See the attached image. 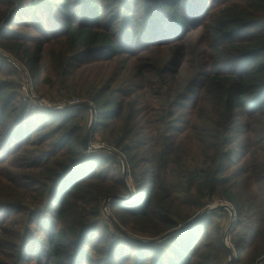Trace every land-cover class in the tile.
<instances>
[{"label":"trees","instance_id":"trees-1","mask_svg":"<svg viewBox=\"0 0 264 264\" xmlns=\"http://www.w3.org/2000/svg\"><path fill=\"white\" fill-rule=\"evenodd\" d=\"M1 52L29 74L39 99L90 104L89 143L105 134L101 143L119 156L82 149L89 108L51 111L23 98L21 71ZM86 59H119L122 72L90 80ZM128 59L136 82L119 79ZM140 99L151 106L145 118ZM247 116L252 124L241 122ZM130 193L103 217L107 198ZM214 201L233 206L237 262L256 264L264 256V0H0L2 258L191 264L205 248L225 258L217 225L207 247L197 240L223 210L159 242Z\"/></svg>","mask_w":264,"mask_h":264},{"label":"rangeland","instance_id":"rangeland-1","mask_svg":"<svg viewBox=\"0 0 264 264\" xmlns=\"http://www.w3.org/2000/svg\"><path fill=\"white\" fill-rule=\"evenodd\" d=\"M10 30H13V32H15L14 30H17V29L13 28V29H10ZM29 30H31V29H29ZM33 30H35V29H33ZM18 34H23L24 36H31L32 38H36V36L39 37V35H34V33H31L29 31H24V29H18ZM3 55H5L8 58V60L12 62L13 65H15L17 68H19V63H17L16 61H13L12 60L13 57H11L9 54H3ZM119 62H121V61H119V59H118V60H114V61H112L110 63L95 64V63H93L92 60L86 59V61H84L82 64H83V68L84 69H88L89 70L88 74L89 73L91 74L90 80H92L93 77H94V74H104V76H105V75H109L113 70L116 71L117 74H121L122 71H121ZM133 62H134L133 59H128V62H127L128 71H126L122 75V77L119 78L123 82H126V81L136 82L133 79V76H132V71H133L132 64H133ZM142 63H144V62H142ZM142 63H140V64H142ZM89 65H93V66L89 67ZM220 68L224 69L225 67L224 66H220ZM48 72H51L50 69L47 71V74H49ZM17 75H18V78H19L18 84L20 85V88H21L20 89L21 96L23 98H28L27 94L29 93V95L31 96L30 92L29 91H25L22 88H23V85H24V83L26 81V78L28 77L29 74L27 75V72L25 70H22V73L19 72V73H17ZM119 85H122V84H119ZM119 85H117V84L114 85V87H113L114 90H117L116 88H119L120 87ZM122 86H125V85H122ZM44 90H46V88H44L43 91ZM115 92H118V91H115ZM31 93L33 94L35 99H38L39 101H41V104L43 106L40 107L38 105L37 101L34 100V99L33 100L29 99L30 102H32L34 106H37V107H40V108H44V107L45 108H49V109L50 108H60V107H64V106H69V104H70V103L53 104V103L49 102L48 99H39L38 98L39 94H37L35 92V88H33V87L31 88ZM78 100L81 101L80 98L73 97V99L71 101L76 102ZM80 101H78V102H80ZM137 106H138L137 108H138L139 112H143L142 116H144V118H145L146 114H147V112H148V110L150 109L151 106L149 104H147L143 99H140L138 101ZM154 108H159L157 103H155ZM91 116L92 115H91V112H90L88 120H86V118L84 119L85 123H83V126H84V129H85L86 132H87L88 128L94 122V119L92 120ZM93 118H94V113H93ZM243 121H247L248 123L252 124V118L250 116H247L246 119L241 118V122H243ZM253 128H257V127L254 126ZM103 136L107 137L105 134H102V135L101 134H95L94 135V141L92 140V142H90L91 147L103 148V149H99V150H104V149L106 151L111 150V152H113L114 154L119 156V154L115 150L110 149V148L106 147L104 144L101 143V139L103 138ZM244 138L245 137H242V136L239 137V141H238V145H237L238 149H240L241 147L244 146V143H243L244 142ZM249 138H251L252 141L256 140L255 137L252 136V135H249ZM95 151H98V150H93L92 152H95ZM241 165H242V163L239 164V166H241ZM120 170L122 172V165H121L120 169L119 168L117 169L118 172H120ZM127 174H128V169H127ZM126 179L127 178H125V180ZM128 181L130 182L129 178H128ZM221 203L222 202H220V201H214L212 204L207 206V208L203 212H207L214 205H216V204L220 205ZM223 203H228V202L223 201ZM228 205L233 208V206L230 203H228ZM200 214H197L196 216H198ZM204 222H207V223L202 225L203 232L200 235L197 236V240L199 242L198 244L203 245L204 247H207V244L212 242L211 239H207L208 238L207 234L209 233L210 235H212V233L214 232V228L217 225V227L220 230L222 243L224 244V246L227 249H230L232 251V254H233L232 264L233 263L234 264H244V262L242 260L239 263L237 262V261H239L238 260L239 254H237V249L233 245V242H234L233 240L236 238L235 237L236 235L233 234V231H234L235 226H236V219L234 221H231L230 213L227 212L226 210H223L221 212H217L214 217H209V219L207 218V220H205ZM162 241H164V240H160L159 242H162ZM211 246H212V248H214L215 245L212 243ZM240 251L242 253V247H240L239 252ZM9 252L10 251L8 250V253ZM207 258H209L210 264H227L228 261L230 260L229 259V254L225 258H221L220 259V256H219V254H218V252L216 250H209L208 248L207 249L205 248L201 252H199L191 260V264H204L207 261ZM0 262H4V264H10L9 261H7L6 259L2 258L1 256H0ZM27 264H31V263H27Z\"/></svg>","mask_w":264,"mask_h":264},{"label":"water","instance_id":"water-1","mask_svg":"<svg viewBox=\"0 0 264 264\" xmlns=\"http://www.w3.org/2000/svg\"><path fill=\"white\" fill-rule=\"evenodd\" d=\"M31 91V90H30ZM74 107H81V108H89L90 109V112H91V117H92V120L94 119L93 118V108L91 105L87 104V103H82V104H77V105H69V106H64V107H60V108H47L48 110H51V111H64V110H68V109H72ZM90 132H91V126L88 128L86 134L84 135L83 139H82V142H81V146H82V149L84 151H93V150H99V149H103V148H95V147H91L90 143H89V137H90ZM105 150V149H104ZM109 152H111L110 150H108ZM121 163H122V175H123V178H127V165L124 161V159L122 158L121 159ZM132 193H130L129 195L127 196H120V195H115V196H111L109 198H107L103 204V208L106 209L107 205L110 203V202H125L129 199L132 198ZM228 203H221L220 205H214L213 207H211L207 212H203L201 213L200 215L198 216H195L194 218H192L191 220H189L186 224L180 226V228L178 230H175L171 233H168L166 234L165 236H163L160 240H164L168 237H171L173 236L177 231L185 228V227H188L190 225H192L193 223H195L196 221H198L201 217H204L205 215L211 213V212H215V211H220V210H226L227 212L230 213V217H231V221H234L235 220V212H234V209L232 207H228ZM108 217V216H107ZM109 221L111 223L114 224L113 220L111 218H108ZM136 242L138 243H143V244H146L147 242L146 241H143V240H139V239H134ZM152 242H155V241H152ZM228 254H229V261L227 264H232V261H233V254H232V251L230 249H228ZM264 262V256L262 258H260L256 264H262Z\"/></svg>","mask_w":264,"mask_h":264},{"label":"built area","instance_id":"built-area-1","mask_svg":"<svg viewBox=\"0 0 264 264\" xmlns=\"http://www.w3.org/2000/svg\"><path fill=\"white\" fill-rule=\"evenodd\" d=\"M20 71H21V73H22V70H24L22 67H20L19 66V68H18ZM27 75H28V73H27ZM31 88H32V86H31V80H30V77H29V75H28V77L26 78V81H25V83H24V85H23V90H25V91H29L30 92V94H31V96L29 95V93L27 94V97H28V99H31V100H36L37 101V103H38V105L40 106V107H42L43 105L41 104V101H39L38 99H35L34 98V96H33V94L31 93ZM29 95V96H28ZM70 104L69 105H77V104H79V102L78 101H76V102H69ZM128 176V175H127ZM101 213H102V215H103V217H105V218H107V216H108V212H107V207H106V209H104L103 207H102V209H101Z\"/></svg>","mask_w":264,"mask_h":264},{"label":"bare ground","instance_id":"bare-ground-1","mask_svg":"<svg viewBox=\"0 0 264 264\" xmlns=\"http://www.w3.org/2000/svg\"><path fill=\"white\" fill-rule=\"evenodd\" d=\"M130 200V199H129ZM128 201V200H127ZM229 207V206H228Z\"/></svg>","mask_w":264,"mask_h":264}]
</instances>
